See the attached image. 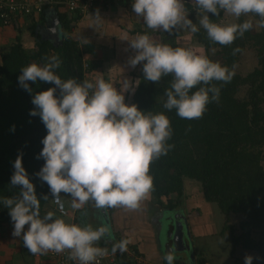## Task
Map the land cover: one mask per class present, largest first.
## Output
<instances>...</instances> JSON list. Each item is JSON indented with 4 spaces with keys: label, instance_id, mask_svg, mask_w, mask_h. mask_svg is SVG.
<instances>
[{
    "label": "clouds",
    "instance_id": "1",
    "mask_svg": "<svg viewBox=\"0 0 264 264\" xmlns=\"http://www.w3.org/2000/svg\"><path fill=\"white\" fill-rule=\"evenodd\" d=\"M185 3L195 5L199 28L189 18ZM131 10L148 30L196 33L202 28L210 41L221 46L231 45L254 26L248 20L222 26L214 23L210 14L237 19L253 15L258 18L256 27L264 28V0H131ZM95 18L102 20L98 13ZM127 42L135 53L127 63L132 68L142 65L144 80L158 84L163 77H172L163 108L175 110L181 119L201 118L207 105L219 99L220 89L213 82L229 83L234 75L227 66L190 49L156 43L147 33ZM238 51L233 49V54ZM59 66L60 60L52 56L42 66L32 63L23 67L17 77L19 86L31 96L29 116L39 117L46 129L36 157L43 165L34 175L48 186L51 200L61 210L63 197L71 200L73 209L91 202L101 210H136L153 188L151 162L173 147L167 143L172 136L169 119L163 113L152 114L125 103V93L135 91L136 81L123 78L117 90L103 79L94 83L62 80L56 74ZM29 82L53 87L33 92ZM12 167L10 186H19L18 195L0 197V207L7 209L12 224V236L20 238L31 255L67 251L75 264H97L98 258L106 255L97 245L108 229L66 223L51 211L41 216L40 200L49 199V195L37 197L22 165V154ZM127 244V240L119 241L112 252L123 253ZM163 259L166 264L174 262L170 253ZM244 264H253V257L245 256Z\"/></svg>",
    "mask_w": 264,
    "mask_h": 264
},
{
    "label": "trees",
    "instance_id": "2",
    "mask_svg": "<svg viewBox=\"0 0 264 264\" xmlns=\"http://www.w3.org/2000/svg\"><path fill=\"white\" fill-rule=\"evenodd\" d=\"M49 1L51 4L47 8H55L59 17V41L45 40L33 32L35 49L24 47L21 39H17L1 57L0 197L18 195L19 186L16 188L10 186L12 163L18 154H22V165L35 186L37 197L49 195L48 186L34 175L43 165V160L36 157L42 148L40 141L46 135V129L39 117L29 116L33 105L30 94L18 84L20 70L32 63L42 66L47 62V58L55 56L60 60L56 74L62 80L74 78L83 81L88 80L89 76L103 65V61L95 57L91 48L83 49L87 43L81 44L72 36V31L76 20L91 14H99L104 8L86 15L79 13L71 15L62 11L67 0ZM185 8L189 18L193 19L199 28L193 6L185 3ZM41 16L42 24L44 15ZM210 18L217 22L219 16L212 17L210 14ZM34 23L35 21L32 25ZM34 26L35 24L31 28L34 29ZM0 27H6L1 19ZM136 32L133 31L132 36L136 35ZM192 34L196 43L204 48L206 57L216 62L210 52L218 46L209 40L202 28ZM166 36L168 35L164 32L162 36L164 40L168 39ZM248 41L255 49L258 66L243 77L235 72L241 53L229 56L224 61L226 65L223 66L234 72L233 78L229 83L213 82L220 89L219 99L207 105L201 118L181 119L175 110L167 111L163 108L166 100L165 89L170 87L172 79L170 75L163 77L158 84L144 80L141 75L134 94L130 97V94L126 93L125 103L127 104L130 98L131 104L137 105L140 110L150 111L152 114L163 113L170 121L172 136L167 143L173 147L167 155L152 161L149 166V174L153 180L151 193L154 204L170 211L179 209L183 205L186 181L198 183L204 201L216 205L226 219L234 215L243 218L239 230L233 226L224 227L225 231L229 230L231 233L232 254L241 247L245 251L258 254V261L253 264H264V28H260L259 32L250 31ZM165 43L164 41L163 44ZM173 44L168 43L175 48L176 45ZM218 55L225 59L221 49ZM29 85L33 92L53 87L43 82L36 84L29 82ZM119 87L118 84L117 89ZM243 89H246V94L240 99L239 94ZM172 196L178 198L175 200L176 204ZM162 198L168 200L167 206L162 202ZM62 202L66 207V203L63 200ZM67 209L68 207L66 211ZM56 210L50 195L49 199L40 200L41 216L49 211L54 213L55 218L64 219L67 216V214L61 216ZM89 210L90 208L87 211ZM95 211L93 215L97 217L96 226H105L106 222L100 223L102 218L103 221L107 220L110 228L108 216L114 208ZM5 229L13 230L7 209L0 207V232ZM118 236L119 234L115 235L116 238ZM114 244L113 242L107 245L105 240L97 246L112 248ZM127 246L142 257L135 247ZM24 249L29 253L26 248ZM32 256L31 259L34 260L35 257ZM41 257L40 264H54L48 255L44 254ZM200 258L203 259L198 260L197 264H206L202 255ZM114 264L136 263L123 253ZM173 264L182 263L174 261Z\"/></svg>",
    "mask_w": 264,
    "mask_h": 264
},
{
    "label": "crops",
    "instance_id": "3",
    "mask_svg": "<svg viewBox=\"0 0 264 264\" xmlns=\"http://www.w3.org/2000/svg\"><path fill=\"white\" fill-rule=\"evenodd\" d=\"M128 4L129 3H127V5H116L108 10L102 11L99 14V16L102 19L100 21H97V19L95 18L97 14H92L83 18H79V20H77L73 24L74 26H73L72 36H74L81 44L83 42H86L87 46L84 48L82 46V48L83 49L91 48L94 51L95 57L98 56L99 58L103 59L105 63L108 62L110 64L111 62V64L115 66L116 69L125 66V69L122 70V72L124 73L123 78L124 76H130L126 78L132 80V74L130 73L135 72L134 70L136 69L130 67L127 63L129 57L132 56V49L129 48L127 41H131L132 38H134V36L136 37L138 34L147 33L148 35L149 30L143 25L141 19L135 16V14L131 10V7ZM49 11H56V10L55 8L51 7L46 10V12ZM62 11L65 12V10L63 9ZM45 13L43 14L44 22H42V24H44L46 27L47 21L50 18V16L47 14L45 15ZM41 17L42 16L33 17L31 19L32 22L29 21L28 23L27 21L26 23H21L20 27L18 28L0 27V62L3 52L9 46L16 43L17 39H21L24 47L28 49H35V41L32 33L36 32L37 35L41 36L42 30H44L45 28V27L41 28L40 27L41 24L40 25L38 24V22L41 23V21H39ZM57 17H58V13H57ZM33 21H35L34 29L31 28L34 25V24L32 25ZM137 23L139 24V26L142 25L143 27H138ZM133 24L134 25L137 24L136 29H132V26H134ZM19 29L22 31H20ZM56 31L57 34L59 35L60 31L57 25L55 26V30L53 32L51 31V33H56ZM133 31H137L136 35L134 36H132ZM45 33L47 32L45 31ZM153 35L154 32L150 33L149 37H152ZM53 41L55 40L53 39ZM154 42L158 43L157 41ZM121 52L124 54L121 55ZM106 53L107 54L110 53V54H108L107 56ZM105 63H103L102 67L104 66ZM102 67L100 68V70H102ZM127 70H131V71L129 72ZM121 76L122 75H120L118 79L119 83L121 79H123ZM62 200L66 203L68 208L71 207V200H69V198L63 197ZM152 202H153L152 196L149 193L148 197L145 200L141 201L140 206L136 210H129L126 208L117 207L114 208L113 212L111 213L109 212L108 224L111 228L110 231L111 236L109 232L106 234V236L104 237L106 242L109 244L114 242L116 244L121 240H127L128 241L127 245H131L135 247L138 250V252L151 264L166 263L163 259L164 254H166L163 252L164 249L168 251V254L169 253L172 255L175 254L173 255L174 261H179L182 264H197L198 257L200 255H202L203 257L206 256V251L202 250L201 247L198 248L196 244L197 241L201 239L204 240L205 238L207 239V237L208 238L216 237V233L214 232V229L215 226L217 225V221L216 223H214V220L211 218L214 216V213H212L213 211H215L216 216L217 214H219V210L216 207V205L206 203L204 199H200L199 203L198 201L189 204L183 203V206H181V208L179 209H176V212L172 214H168L171 215L170 217H172V215H174L175 213L182 214L183 219L185 220V222H187L189 227L190 238L188 239V236L186 237L188 239L187 242L184 239V234L182 238L184 247L186 249L183 251H178V246H180L179 243L178 246H176L175 248V246L173 245L175 242L172 243V239H167V241L166 240L164 241L161 240L162 238L161 236L159 237L158 228L161 226L160 223L161 221L158 222L159 220L158 215L160 212L159 209L162 208L158 209V207L156 206L157 204L153 205ZM91 211H93V209H91ZM162 211H163L162 214L166 213L165 210ZM91 217H95V216L91 215ZM201 223L204 225V227L202 228H206V230H202V229L198 230V228H200L201 226ZM26 228L27 226H25V229ZM117 228H121V229L117 230ZM154 229L155 231H153ZM120 230H122L121 233ZM172 230L173 229L171 228L169 231ZM192 231H194L193 235H192ZM11 233L12 231L7 229L0 232L1 239L2 238L4 239L2 240L3 243H0V264H40L42 257H37L36 255H34L35 259L32 260L31 258L33 256L29 253L28 255H30V257H28L26 253L27 251H25L24 249L25 247L23 246V242L19 243V241L17 240H19L20 238L13 237ZM128 233L131 234V236H128ZM117 234H119V236L116 238L115 235ZM174 234L175 232L172 231V236L170 237H173ZM206 239L204 241H206ZM8 240L13 242V249L7 251V253H1L2 249L10 248V245L6 244ZM179 241L181 243V237L180 240H178V242ZM186 251H188V254L185 253ZM191 253L192 255L189 256V254ZM190 257L192 261H190ZM204 258L207 259V256ZM206 264H207V260H206Z\"/></svg>",
    "mask_w": 264,
    "mask_h": 264
},
{
    "label": "rangeland",
    "instance_id": "4",
    "mask_svg": "<svg viewBox=\"0 0 264 264\" xmlns=\"http://www.w3.org/2000/svg\"><path fill=\"white\" fill-rule=\"evenodd\" d=\"M188 4L193 6L194 12L196 14L195 5L191 4V3H188ZM36 17H39V16H36ZM31 19L29 20L30 22H32ZM41 19L39 21H43ZM196 20L198 21V17H196ZM245 20H248L253 24L254 27L252 30L245 32L242 37L237 38L231 45L221 46L219 44L214 43V45L218 46V47L215 49H212L210 52L211 56L214 58V60L216 62L220 63L221 65H223V64L226 65V63L224 61L227 60V58L229 56L233 55V49L238 48L239 49L238 52L241 53V56H240V61L235 68V72L237 74L243 76V77L247 76L249 73H251L258 66V60L256 57L255 49L252 46V44H249V41H248V35L250 34V31L251 32H253V31L259 32L260 31V28L256 27L258 20L253 15H249L247 17L241 16L239 19H237L233 16L221 13L219 15V19L217 20V22H214V23H218V24L224 26V25H229V24H233V23H242ZM29 21H28V23H29ZM135 23H136V21H135ZM38 24L40 25L41 23L38 22ZM136 25L132 26V29H136L137 28ZM40 27L43 28V27H45V25L41 24ZM138 27H143V26L142 25L139 26V24H138ZM153 32H154V35L152 37H149L152 41H157L158 43H161V44H163L164 41L166 42L165 44L173 42L174 43L173 45H176V47L190 49L198 55H202V56L207 55L204 48L201 45H199L198 43H196V41L193 38V34L187 30H177V31H174L172 33H166V35H168V36H166V37H168V39L166 38L167 40L166 39L164 40V38L162 37L164 32L149 30V34L153 33ZM56 34H57V31H56V33L52 34L53 37H55ZM149 34H148V36H149ZM43 36H44V38L48 37L45 34V32H44ZM58 38H59V35H58ZM134 38H135V36H134ZM134 38H132V39H134ZM219 48L224 52V57H225L224 60L221 58V56L218 55V51H220ZM123 49H125V48H123ZM87 50H88V48H87ZM224 50H226V51H224ZM105 52H106V50H105ZM238 52H236V53H238ZM110 53H111V50H110ZM110 53H108V54H110ZM108 54L106 53L107 56H108ZM122 54H124V53L121 52V55ZM134 54L135 53L132 50V56ZM96 58L101 59L98 56ZM101 60L103 61V59H101ZM103 63H105V61H103ZM110 64H111V62H110ZM110 64L108 62H106L104 64V66L102 67V70L98 69L96 73H94L92 76H89L88 81L94 83L97 79H103L106 82L113 83L114 86L117 88V85L119 84V82H118L119 76L122 75L121 77L123 78L124 73L122 72V70L125 69V66L121 67L119 69H116L115 66H113L112 64L110 65ZM141 68H142V65H137L135 67L136 70H134L135 72L130 73V74H132V80L131 79H129V80L133 81V82L136 81V87L138 86L140 76L141 75L143 76ZM127 71L130 72L131 70H127ZM126 77H130V76H124V78H126ZM246 89H243L240 92V94H239L240 99L244 98V96L246 94ZM117 90H119V89H117ZM133 94H134V92L130 94V97ZM125 97H126V93H125ZM129 99H128L127 104L131 105V101ZM199 187L200 186L198 183L187 180L186 184H185V188H184V196L182 198L183 203L189 204V203H194L196 201H198V203H199V200L203 199ZM150 195L152 196L151 192H150ZM175 197L172 196V198H174V203L176 204V201L178 200V198H175ZM152 201H153L152 204L155 205L156 203L154 204L153 197H152ZM167 201L168 200L166 198H162V202L166 206H167V204H166ZM156 206L158 207V209L161 208L160 205H156ZM89 208H90V210L87 211ZM91 209H93V211H91ZM96 209L97 208L94 207V205L91 202L85 203L84 205H82L77 210H74L72 207H69L67 209V216L63 220L66 223H74V221L75 222L77 221L76 223L78 225H80L81 227H83L86 224H90L93 226V228H97V226H96L97 217L96 218L91 217V215H93V213ZM159 210H160V212L158 215V217H159L158 222L161 221L160 222L161 226H160V224H159L160 227L158 226L159 227L158 228L159 229V237L161 236L162 237L161 240H164V241L165 240L167 241V239H172V237L167 236V231L172 227L171 224H174L177 226V228L175 229V234L178 236V238L181 237V243H179L180 246H178V251L185 250L186 248L184 247V243L182 241L183 234H184V239L187 242L188 239L190 238L189 237L190 231H189V227H188L187 222H185V220L182 217V214H176L175 213L174 215H172V217H170L171 215H168V214H172V213L176 212V210L170 211L167 208L166 209L162 208ZM162 210H165L166 213L162 214L163 213ZM212 213H214V216L211 217L214 220V223H216V221H217V225L215 224L216 226L214 229V232L216 233V237H212V238L207 237V239L205 238L206 241H204L205 239L204 240L201 239V240H198L196 243L198 248L201 247L202 250L206 251L207 259L205 258V260H207V264L209 262H210L209 264H244V257L245 256H252L253 262H257L258 261V254L257 253L245 251L241 247L237 248L235 253L232 254V245L233 244H232V240H231V233L229 230H226V231L224 230V227H226V226L227 227L233 226L234 228L239 230V224L243 218L239 215H234V216H231L229 219H226L225 216L220 213V210H219V214H217V216L215 214V211H213ZM160 214H162V215H160ZM156 217H157V215H156ZM100 221H101L100 223L106 222L104 227L108 229V232L110 234L111 228L108 227L107 220L103 221V219L100 218ZM165 222H166V224H168V226L170 228L166 229V231H165L166 233L165 232L162 233V228L165 227L164 226ZM202 227H204V225L201 223V226H200V228H198V230L199 229L206 230V228H202ZM154 228H157V227H154ZM119 229H121V228H117V230H119ZM153 231H155V229ZM121 232H122V230H120V233ZM151 232H152V229H151ZM221 233H224V234L221 235ZM237 233L239 234V231H237ZM193 234H194V231H192V235ZM110 236H111V234H110ZM128 236H131V234L128 233ZM187 236H188V239L186 238ZM2 240H4V239L3 238L1 239V237H0V243H3ZM104 240H105V238H103L98 243H100ZM17 241H19V243L22 242L21 239H19ZM132 242H134V241H132ZM6 244L10 245V248L2 249L1 253H7V251L13 249V242L12 241L8 240L6 242ZM107 245H109V243H107ZM129 246H131V245H129ZM131 247H133V246H131ZM128 248L130 249V247H128ZM163 252L168 254V251L165 249ZM130 253H132V250ZM185 253L188 254V251H186ZM173 255H175V254H173ZM191 255H192V253L189 254V256H191ZM27 256L30 257V255H28V253H27ZM206 256H204V257H206ZM199 257H198V260L199 259L201 260V258H199ZM145 261L147 262V264H151L147 259H145ZM190 261H192L191 257H190Z\"/></svg>",
    "mask_w": 264,
    "mask_h": 264
},
{
    "label": "built area",
    "instance_id": "5",
    "mask_svg": "<svg viewBox=\"0 0 264 264\" xmlns=\"http://www.w3.org/2000/svg\"><path fill=\"white\" fill-rule=\"evenodd\" d=\"M127 3L131 7V0H67L63 5L65 12L71 15L76 13L86 15L95 13L102 7L104 10H108L113 6L127 5ZM50 4L49 0H0V19L6 27L18 28L21 23H26L33 17L41 16ZM53 204L61 216L67 214L65 205L61 210L55 203ZM103 249L106 250V255L98 258L97 264H114L123 253H126L136 264H147L143 257L136 255L133 251L130 253L131 248L129 249L128 246L123 253L119 251L113 253L112 248ZM45 254L52 259L54 264H75L74 261L68 259L67 251L59 254L55 252ZM36 256L41 257L42 255Z\"/></svg>",
    "mask_w": 264,
    "mask_h": 264
},
{
    "label": "water",
    "instance_id": "6",
    "mask_svg": "<svg viewBox=\"0 0 264 264\" xmlns=\"http://www.w3.org/2000/svg\"><path fill=\"white\" fill-rule=\"evenodd\" d=\"M49 15L50 16V18L48 19V21H47V24H46V27L44 28V30H42L43 31V33L46 31L47 33H45L48 37L47 38H44V37H42L43 39H46V40H48L49 39V41H51V42H55L56 40H59V38H58V36H56L55 35V37H53V33H51V31L53 32L54 30H55V26L57 25L58 26V24H59V20H58V17H57V13H56V11H49V12H46L45 13V15ZM53 16H56V17H53ZM51 33V34H50ZM53 39L55 40V41H53ZM163 224V223H162ZM167 225L168 224H166V222H165V224H164V228H162V233H164L165 231H166V229H168V228H170L169 226L167 227ZM170 225V224H169ZM171 228L173 229L172 231H174L175 232V229L177 228V226L176 225H174V224H171ZM170 228V229H171ZM169 229V230H170ZM167 231V236H172V231ZM166 233V232H165ZM178 240H180V237L178 238V236L176 235V234H174L173 235V237H172V243H174L173 245L175 246V248H176V246H178V243H180V241L178 242Z\"/></svg>",
    "mask_w": 264,
    "mask_h": 264
},
{
    "label": "flooded vegetation",
    "instance_id": "7",
    "mask_svg": "<svg viewBox=\"0 0 264 264\" xmlns=\"http://www.w3.org/2000/svg\"><path fill=\"white\" fill-rule=\"evenodd\" d=\"M41 32V31H40ZM41 34L43 35V33L41 32Z\"/></svg>",
    "mask_w": 264,
    "mask_h": 264
}]
</instances>
